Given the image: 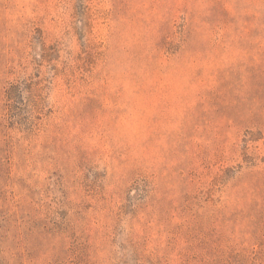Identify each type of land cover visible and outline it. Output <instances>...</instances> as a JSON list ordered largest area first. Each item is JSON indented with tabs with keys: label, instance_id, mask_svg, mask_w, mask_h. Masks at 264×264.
Returning <instances> with one entry per match:
<instances>
[{
	"label": "rangeland",
	"instance_id": "374dc122",
	"mask_svg": "<svg viewBox=\"0 0 264 264\" xmlns=\"http://www.w3.org/2000/svg\"><path fill=\"white\" fill-rule=\"evenodd\" d=\"M0 264H264V0H0Z\"/></svg>",
	"mask_w": 264,
	"mask_h": 264
}]
</instances>
